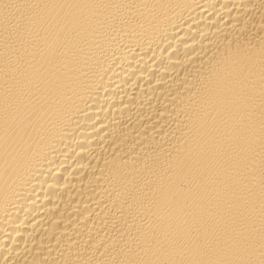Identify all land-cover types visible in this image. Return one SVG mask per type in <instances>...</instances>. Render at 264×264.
Here are the masks:
<instances>
[{"label":"bare ground","instance_id":"6f19581e","mask_svg":"<svg viewBox=\"0 0 264 264\" xmlns=\"http://www.w3.org/2000/svg\"><path fill=\"white\" fill-rule=\"evenodd\" d=\"M0 264H264V0H0Z\"/></svg>","mask_w":264,"mask_h":264}]
</instances>
